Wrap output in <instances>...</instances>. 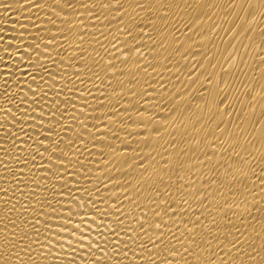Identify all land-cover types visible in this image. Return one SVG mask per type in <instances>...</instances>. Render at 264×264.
Here are the masks:
<instances>
[{
    "label": "bare ground",
    "instance_id": "6f19581e",
    "mask_svg": "<svg viewBox=\"0 0 264 264\" xmlns=\"http://www.w3.org/2000/svg\"><path fill=\"white\" fill-rule=\"evenodd\" d=\"M0 264H264V0H0Z\"/></svg>",
    "mask_w": 264,
    "mask_h": 264
}]
</instances>
